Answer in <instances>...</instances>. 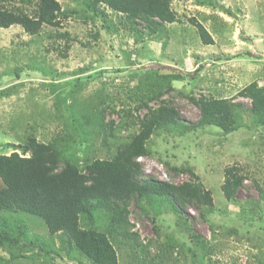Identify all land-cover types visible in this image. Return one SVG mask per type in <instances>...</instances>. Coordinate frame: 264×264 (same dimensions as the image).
<instances>
[{
	"label": "rangeland",
	"instance_id": "374dc122",
	"mask_svg": "<svg viewBox=\"0 0 264 264\" xmlns=\"http://www.w3.org/2000/svg\"><path fill=\"white\" fill-rule=\"evenodd\" d=\"M87 1L58 0L61 11L69 13L59 28L44 25L34 36L19 25L0 29V153H11L7 144H22L30 135L48 143L73 128L74 119L87 116L91 122L102 108H109L105 121L118 123L120 111L134 107L129 96L147 72L153 76L150 83L176 74L180 80L171 81L172 91L151 101V108L160 106V100L169 101L180 122L195 125L199 110L189 97L228 99L241 103L239 128L224 135L214 126L187 131L172 127L149 138V154L138 159L142 177L180 185L191 177L170 167H190L211 192L213 205L206 209L205 221L197 208L182 209L190 221L186 233L174 215L161 212L154 225L151 214L145 216L132 203L128 227L136 236L112 240L119 264H264V122L257 125L261 121L249 114V100L238 97L252 82L264 85V0H172L178 22L166 25L164 33L144 35L140 42H134L136 36L122 17L106 8L108 16L95 15L84 7ZM203 2L216 6L198 5ZM2 5L28 14L36 9L35 0H4ZM190 17L204 26L213 45L200 43L187 21ZM144 113V109L132 112L131 118ZM90 126L89 132L95 127ZM136 132V126L123 127L104 145L102 133L96 131L91 143L77 146L74 152L107 159L114 153V139H128ZM232 166L246 179L235 201L227 202L220 188L224 171ZM14 219L18 225L34 222L30 226L34 236L50 238L41 219L24 213ZM98 220L104 230L106 222L101 215ZM191 232L206 242V256L192 242ZM54 243L58 244L56 238ZM11 252L0 249V260H9ZM79 258L81 263H69L90 264ZM40 260L35 264L45 263Z\"/></svg>",
	"mask_w": 264,
	"mask_h": 264
},
{
	"label": "trees",
	"instance_id": "16d2710c",
	"mask_svg": "<svg viewBox=\"0 0 264 264\" xmlns=\"http://www.w3.org/2000/svg\"><path fill=\"white\" fill-rule=\"evenodd\" d=\"M2 1L0 29L19 25L25 33L34 36L44 25L59 28L62 21L69 17V13L61 11L58 0H35L36 9L31 14L18 7L8 9ZM30 1L23 0L24 3ZM171 3L172 0H88L84 7L95 15L108 16L105 8L119 15L127 23L130 33L135 34L134 42H140L144 35L149 38L164 33L166 25L178 22ZM198 5L216 6L211 2ZM223 12L229 14L227 10ZM187 21L196 29L202 45H213L212 37L196 18L190 17ZM165 77H157L156 82L150 83L148 79L153 76L147 72L129 96L134 107L132 110H121L119 115L122 113V118L118 123L105 121L104 115L109 108H102L91 122L87 116L81 117V120L74 119L73 128L48 143L39 142L34 135H30L22 144H7L6 147L12 148L11 153H0V249L7 248L13 252L9 260L3 257L0 264H12L14 259L22 260L20 264H35L41 262L40 259L45 261L44 264L62 261L81 263L79 255L90 264H119L112 240L115 241L117 236L133 240L136 236L129 232L128 227L129 206L132 203L145 216L151 214L150 220L154 225L161 212L174 215L178 218L176 223L186 233L190 231V221L183 215L182 209L187 205L197 208L201 221L206 220L205 211L213 205L211 192L203 187L190 167H170L174 172L188 173L191 177L188 182L174 185L143 178L137 159L149 154L146 143L160 130L174 127L187 131L207 125L219 127L224 135L236 131L239 128L237 109L241 103L228 99L189 97L199 110V119L195 125L184 124L175 109L168 105L169 101L160 100L161 105L156 108L149 106L151 101H157L164 93L172 91L171 81L180 80L176 74ZM238 97L249 100V114L261 121L257 125L262 126L264 88L252 82L238 93ZM143 109L146 113L131 118L132 112L138 114ZM111 111L115 112L114 109ZM92 124L95 126L93 130L87 131ZM129 125L136 126L137 132L128 139H114V153L110 158H91L87 152L78 156L74 152L77 146L91 143L96 131L102 133L106 145V138H115L118 130ZM107 148L110 150L112 147L109 145ZM245 177L234 166L224 171L220 190L227 202L235 201ZM254 184L259 189L258 184ZM20 213L41 219L50 238L40 239L38 234L34 236L36 233L30 228L34 222L18 225L14 217ZM99 215L106 222L104 230L99 229ZM25 234H31V237ZM189 235L202 255L206 256V242L192 232ZM55 238L58 244L54 243ZM60 252L63 254L60 255Z\"/></svg>",
	"mask_w": 264,
	"mask_h": 264
},
{
	"label": "clouds",
	"instance_id": "9594fccd",
	"mask_svg": "<svg viewBox=\"0 0 264 264\" xmlns=\"http://www.w3.org/2000/svg\"><path fill=\"white\" fill-rule=\"evenodd\" d=\"M259 88H264V85L263 86H259V85H257ZM139 159V158H138ZM138 159H137V161H138Z\"/></svg>",
	"mask_w": 264,
	"mask_h": 264
},
{
	"label": "crops",
	"instance_id": "0c3cea01",
	"mask_svg": "<svg viewBox=\"0 0 264 264\" xmlns=\"http://www.w3.org/2000/svg\"><path fill=\"white\" fill-rule=\"evenodd\" d=\"M72 263V262H71ZM67 264H70L69 262H67Z\"/></svg>",
	"mask_w": 264,
	"mask_h": 264
}]
</instances>
